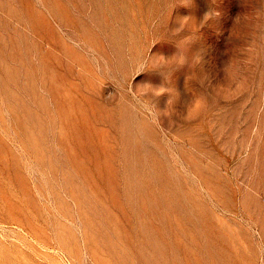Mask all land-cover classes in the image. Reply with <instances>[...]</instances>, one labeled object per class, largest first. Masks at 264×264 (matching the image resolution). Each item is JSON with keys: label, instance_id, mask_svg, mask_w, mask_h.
Instances as JSON below:
<instances>
[{"label": "rangeland", "instance_id": "obj_1", "mask_svg": "<svg viewBox=\"0 0 264 264\" xmlns=\"http://www.w3.org/2000/svg\"><path fill=\"white\" fill-rule=\"evenodd\" d=\"M0 264H264V0H0Z\"/></svg>", "mask_w": 264, "mask_h": 264}, {"label": "clouds", "instance_id": "obj_2", "mask_svg": "<svg viewBox=\"0 0 264 264\" xmlns=\"http://www.w3.org/2000/svg\"><path fill=\"white\" fill-rule=\"evenodd\" d=\"M210 18H211V14L210 13H206L205 16H204V21L206 22Z\"/></svg>", "mask_w": 264, "mask_h": 264}]
</instances>
